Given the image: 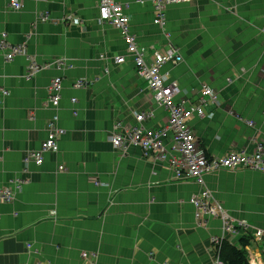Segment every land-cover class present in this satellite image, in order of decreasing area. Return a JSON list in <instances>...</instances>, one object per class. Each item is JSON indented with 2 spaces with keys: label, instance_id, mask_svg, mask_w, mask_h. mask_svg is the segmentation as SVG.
<instances>
[{
  "label": "crops",
  "instance_id": "crops-1",
  "mask_svg": "<svg viewBox=\"0 0 264 264\" xmlns=\"http://www.w3.org/2000/svg\"><path fill=\"white\" fill-rule=\"evenodd\" d=\"M9 1L0 0V192L22 183L13 200L0 199V264H215L210 239L221 234V222L198 224L190 202L204 189L235 220L264 227L263 172L221 169L201 183L179 180L165 161L144 157L139 145L113 147V125L134 124L135 112H150L143 124L161 131L167 150L174 140L165 127L168 112L136 72L123 33L98 22L99 0H19V9ZM115 1L146 61L169 48L181 56L160 67L165 82L178 85L175 101L193 104L204 85L215 91L217 102L189 120L208 156L251 152L264 143V0L172 3L163 27L154 22L153 0ZM15 45L49 66L25 79L28 58L4 57ZM103 53L110 57L107 72ZM116 55L124 63H113ZM54 77L62 82L57 107L45 104ZM77 79L88 86H72ZM54 115L65 130L58 151L44 153L40 166L24 164ZM238 239L228 237L236 245ZM244 250L250 264H264L257 244Z\"/></svg>",
  "mask_w": 264,
  "mask_h": 264
},
{
  "label": "built area",
  "instance_id": "built-area-1",
  "mask_svg": "<svg viewBox=\"0 0 264 264\" xmlns=\"http://www.w3.org/2000/svg\"><path fill=\"white\" fill-rule=\"evenodd\" d=\"M186 0H153L155 9L154 22L160 26L166 24V8L169 4L178 3ZM11 6L15 9L21 8L19 0H10ZM99 23H108L118 29L127 42L126 52L132 57L136 72L148 84L153 93L154 102L163 106L168 112V122L166 129H169L174 146L172 150H167L161 140V131L148 132L143 121L150 116V112H135L133 114L134 124L121 125L116 122L113 125L110 141L114 148L125 149L130 145H139L143 150V156L146 158L160 159L166 162L169 169L179 180L192 179L197 183L203 181L206 173L224 170L249 169L264 173V143H256L251 152L246 149L239 151H230L221 157L208 156L199 146L194 130L189 124V120L194 116L202 117L206 114L204 105L207 102H217V95L208 85L201 88V96L193 104H187L183 100L175 101L174 95L178 92L176 82H165V76L160 72L161 65L165 63L176 64L181 61V56L174 48H169L160 53L153 51L151 60H145L144 50L137 45L135 37L129 32V17L125 13L124 6L115 0H99ZM43 20L45 17L42 18ZM68 19L74 24H80L77 17L68 16ZM262 45L264 47V26L260 29ZM2 48L4 44L0 45ZM15 55H25L28 58L27 73L28 77L33 76L42 68L48 67L49 63L40 64L32 56L27 55L24 46H10L5 52L6 61L11 60ZM101 57H107L101 54ZM115 63L124 62V56L117 55L112 58ZM56 64L64 65L63 58L54 59ZM108 71V68L105 67ZM87 80H76L74 87L83 88L88 86ZM62 82L60 77H54L48 85L47 103L57 107ZM3 94L6 93L2 90ZM207 96V99L205 98ZM75 101L74 98L71 99ZM47 136L43 140L40 149L30 151L23 158L25 163L36 160V163L43 161V153L58 151V139L64 133V129L58 123L57 115L52 116L48 121ZM58 171L64 170L62 164L58 165ZM19 183V184H18ZM22 180H15L12 187L6 186L0 192V199L9 202L14 198V191L20 190ZM98 183V182H96ZM18 184V185H17ZM194 206V217L198 224H206L210 218H219L221 221V234L212 236L211 243L214 246L216 261L215 264H221L219 260V249L221 243L228 236L242 237L250 235L251 243L258 245L259 250L264 254V227H255L244 220H235L229 212L214 198L209 190L204 189L193 195L190 199ZM28 247V245H27ZM163 264H171L164 262ZM253 264V263H252Z\"/></svg>",
  "mask_w": 264,
  "mask_h": 264
},
{
  "label": "trees",
  "instance_id": "trees-1",
  "mask_svg": "<svg viewBox=\"0 0 264 264\" xmlns=\"http://www.w3.org/2000/svg\"><path fill=\"white\" fill-rule=\"evenodd\" d=\"M48 91V89H47ZM7 92L4 94L6 95ZM240 247L228 241H223L219 249V260L221 264H249L244 248L248 246L247 236L239 237Z\"/></svg>",
  "mask_w": 264,
  "mask_h": 264
},
{
  "label": "clouds",
  "instance_id": "clouds-1",
  "mask_svg": "<svg viewBox=\"0 0 264 264\" xmlns=\"http://www.w3.org/2000/svg\"><path fill=\"white\" fill-rule=\"evenodd\" d=\"M23 46H24V45H23ZM24 49H25V51H26L25 46H24ZM26 54H27V51H26ZM103 54H105V53H103ZM27 55H28V54H27ZM15 56H16V55H15ZM24 56H25V55H24ZM106 56H107V57L102 58L101 55H100V57H99L100 60H101V61L103 62V64H104V68H103V69H104L105 72H107V71L105 70V67L108 68V65L111 64V62L109 61L110 57H108L107 54H106ZM116 56H117V55H116ZM122 56H124V55H122ZM113 57H115V56H111V58H113ZM57 59H58V58H57ZM145 60H146V59H145ZM124 61H125V56H124ZM37 62H38V61H37ZM112 62L115 63L114 60H112ZM147 62H149V61H147ZM122 63H124V62H122ZM122 63H115V64H122ZM133 63H134V62H133ZM42 64H43V63H42ZM27 65H28V64H27ZM134 67H135V65H134ZM135 70H136V69H135ZM26 71H27V70H26ZM164 76H165V75H164ZM165 77H166V76H165ZM77 80H79V79H77ZM82 80H85V79H82ZM75 81H76V80H75ZM75 81H74V82H75ZM50 82H51V81H50ZM74 82H73V83H74ZM87 82L89 83V81H87ZM168 83H170V82H168ZM49 84H50V83H49ZM72 86H73V85H72ZM177 86H178V85H177ZM83 88H85V87H83ZM47 89H48V87H47ZM2 93H3V92H2ZM45 104L50 105V104L47 103V101H46ZM50 106H51V105H50ZM47 123H48V122H47ZM58 123H59V122H58ZM59 125H60V124H59ZM46 126H47V124H46ZM62 128H63V127H62ZM63 129H64V128H63ZM46 132H47V130H46ZM64 132H65V130H64ZM63 134H64V133H63ZM110 134H111V133H110ZM46 136H47V134H46ZM109 139H110V137H109ZM42 142H43V141H42ZM42 142H41V144H42ZM40 146H41V145H40ZM45 153H46V152H45ZM51 153H53V152H51ZM43 154H44V153H43ZM59 165H60V164H59ZM57 167H58V166H57ZM57 171H58V170H57ZM62 171H63V170H62ZM58 172H61V171H58ZM215 218H217V217H215ZM219 220H220V219H219ZM252 243L254 244V242H252ZM252 243H251V241H249V244H252ZM211 244H212V243H211ZM249 244H248V245H249ZM212 246H213V245H212ZM237 246L240 247V245H237ZM213 248H214V246H213ZM215 255H216V254H215ZM218 256H219V254H218Z\"/></svg>",
  "mask_w": 264,
  "mask_h": 264
},
{
  "label": "rangeland",
  "instance_id": "rangeland-1",
  "mask_svg": "<svg viewBox=\"0 0 264 264\" xmlns=\"http://www.w3.org/2000/svg\"><path fill=\"white\" fill-rule=\"evenodd\" d=\"M1 44H5V43L0 42V45H1ZM56 59H57V58H56ZM23 77H24L25 79H27V78H28V73L26 72V73L24 74ZM3 95H4V94H3ZM38 149H40V147H39ZM23 163L26 164L24 161H23ZM28 163H29V162H28ZM32 163H34V164L40 166V165H42L43 161H42L41 163H36V160H33ZM18 184H19V183H18ZM18 184H17V185H18ZM192 205H193V204H192ZM28 247H31V245L28 244Z\"/></svg>",
  "mask_w": 264,
  "mask_h": 264
}]
</instances>
